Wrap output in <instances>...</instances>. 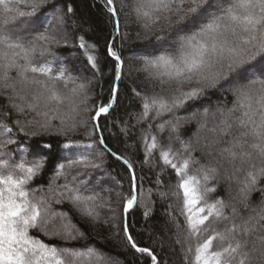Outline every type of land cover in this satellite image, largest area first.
Returning a JSON list of instances; mask_svg holds the SVG:
<instances>
[{"label": "snow or ice", "instance_id": "obj_1", "mask_svg": "<svg viewBox=\"0 0 264 264\" xmlns=\"http://www.w3.org/2000/svg\"><path fill=\"white\" fill-rule=\"evenodd\" d=\"M21 3L29 11H21L15 6ZM47 3L48 0H0L4 13L0 17V95H6L9 105L18 113L24 114L27 110L42 117L24 123L20 128L22 132L32 126L37 129L36 132H25V135L47 132L52 127L51 120L57 118L50 117L49 113H59L62 105H68L74 114L59 117L61 125H64L62 131L75 130V115L79 114L77 100L85 88L83 84H75L68 93H63L55 82L61 81L67 87L71 77H66L62 69L54 74L51 62L34 63L37 54L44 56L51 52L52 44L59 43L55 35L45 30L38 32L33 39L25 40L14 37L7 30L11 19L8 14L33 17ZM107 3L112 5L113 0H107ZM68 11H72L70 6ZM109 11L113 16L117 15L115 7H110ZM133 11L146 31H152L161 20L165 22L164 26L157 31L180 29L174 52L166 50L143 58L145 70H155L157 78L167 77L166 81L161 79L162 84L175 82L177 87L170 99L162 96L146 98L142 118H148L153 108L155 118H160L198 99L208 90H226L233 97L231 107L218 106L211 112L204 108L202 112H192L188 117L164 121L158 127L163 130L167 125L172 132H176L181 119L185 122L196 119L198 129L194 136L197 144L200 143L201 131L207 130L212 134L213 138L204 144L208 155H212L215 145L223 143L225 146L218 149L219 155L233 164L236 171L241 170L235 165L237 160L241 166L249 165L255 169L247 172L244 186L240 189L243 197L240 203L248 214L241 215L235 206H231L232 215L229 216L225 214L227 205L222 200L208 203L198 187L200 180L189 175L190 166L198 163L191 155L195 150L192 141H184L178 135L175 137L182 151L187 153L179 161L171 144L166 149L161 148L160 158L180 177L178 187L183 190L182 214L185 215L187 228L185 243L192 238L197 239L193 264H264V200L257 206L248 203L249 193L264 178V0H134ZM80 47H85L83 38ZM109 55L118 61L119 79L120 57L111 47ZM88 59L95 67L94 57L90 55ZM13 72L15 75H12ZM192 83L196 86L184 90L186 84ZM109 107L111 105L99 107L92 119L106 114ZM16 123L20 125L19 120ZM85 123L84 120L79 121L81 125ZM0 129L5 134L12 132V128L2 121ZM103 142L101 138L100 143ZM13 143L15 141L11 136L0 138V150ZM145 144L150 153L157 148L156 137H151V143L146 139ZM64 146L70 147V144ZM68 163L87 166L90 158L80 156ZM42 167V158L34 159L27 165L23 160L10 163L9 159H0V264H84L85 260L88 264H108L106 258L92 248L86 251L58 249L29 234L34 228L49 234L47 225L56 215L49 212L50 198H67L84 215L91 218L98 216L92 204L94 198L68 184L63 185L65 191H57L50 185L49 197L42 195L36 198L34 194L38 190H30L26 185ZM64 167L59 165L57 175L63 174ZM17 171L22 175H17ZM197 171L207 182L215 177L217 168L201 165ZM135 179L133 175V194L127 198L125 212L137 200ZM208 191L213 189L205 187L204 192ZM60 202L61 199H56V203ZM59 215L63 220L64 214ZM210 221L228 223L220 230ZM52 234L66 240L77 238L68 224H62ZM127 239L132 248L146 253L156 264L157 258L150 249L138 247L130 235ZM180 242L177 240V243ZM214 242L217 244L214 245ZM186 251L193 252L191 244H187Z\"/></svg>", "mask_w": 264, "mask_h": 264}, {"label": "trees", "instance_id": "obj_2", "mask_svg": "<svg viewBox=\"0 0 264 264\" xmlns=\"http://www.w3.org/2000/svg\"><path fill=\"white\" fill-rule=\"evenodd\" d=\"M22 5L21 3L15 6L21 11H29ZM133 5L134 0H113L112 5H109L107 0H55V5L44 10L46 4L40 12L38 11L39 16L44 19L41 23H44L43 25L37 23V27L41 29L39 32L47 30L58 38L59 43L51 45L50 53L44 56L37 54L34 63L51 62L52 68L60 63L70 64L73 67L70 73H75L80 67L79 72L94 78L95 83L79 81V78L73 79L71 75V80L75 83L70 81L67 87L61 81H56L57 88L63 93H68L75 84L85 86L77 100V127L75 130L62 131L64 125H61L59 117L74 115L68 105H62L59 113H49L50 117H57L51 120L52 127L38 135H25V132H36L35 126L25 128L24 132L20 131V128L27 120L42 117H37L35 113L27 110L24 114L18 113L11 108L6 95H0V121L12 128V132L7 134L0 129V138L11 136L15 141L0 150V159H9L10 163L23 160L26 165L34 159H43V167L26 185L30 190H38L34 194L36 198L42 195L49 197L50 185L57 191H65V184L79 188L84 195L94 198L92 204L98 213L96 218L84 215L67 198H50L49 212L56 215L47 225L49 234L45 235L40 228L30 229L29 232L39 241L58 249L86 251L92 248L102 254L108 264H153L150 256L131 247L127 239L130 235L138 247L152 251L157 258L156 264H193L197 239L192 238L185 243L187 228L185 215L182 214L183 190L178 187L180 177L160 158L161 148L166 149L171 144L179 161L187 153L182 151V146L175 137L178 135L184 141L191 140L195 148L191 155L198 163L190 166L189 175L200 180L198 187L208 203L222 200L227 205L225 214L229 216L232 215L231 206H235L241 215L248 214L240 203L243 199L240 189L244 186L247 172L255 169L249 165L241 166L237 160L235 165L241 170L236 171L233 164L219 155L218 149L225 146L223 143L215 145L212 155H208L204 144L213 137L207 130L201 131L200 143H196V119L188 122L181 119L176 132H172L167 125L163 130L158 127L164 121L188 117L192 112H202L204 108L211 112L218 106L231 107L233 97L226 90H208L198 99L189 101L183 107L165 113L160 118H155L153 108L148 118H142L146 98L162 96L170 99L177 87L175 82L162 84L161 79L166 81L167 77L157 78L155 70H145L143 58L158 55L166 50L174 52L180 29L157 31L156 29L164 26L165 22L161 20L152 31H146L142 22L137 19ZM58 6L66 17L65 27L70 38L60 35V31L57 33L51 28H44L46 24L48 27L52 26L51 19L57 14ZM69 6L71 12L68 11ZM110 7H115L116 16L109 11ZM0 9L3 7L0 6ZM8 15L11 17L7 25L10 32L17 29L23 33L24 27L29 28L31 17H20L15 13ZM34 37L29 38L26 35L23 38L27 40ZM81 38L85 46L87 45L88 52L84 50L85 47H80ZM109 47L120 57L119 79L118 61L109 55ZM90 55L95 59V67L88 59ZM72 62L76 66L72 65ZM56 72L58 71L53 68V73ZM195 86L194 83L186 84L184 90ZM108 105H111L109 112L101 114L98 122L92 119L99 107ZM17 120L20 121L19 126ZM81 120L86 123L79 124ZM211 126L212 120L209 117V127ZM152 136L156 137L157 148L149 153L145 140L151 143ZM101 138L104 141L102 144ZM65 144H70V147H65ZM80 156H88L90 163L87 166L68 163L69 160ZM256 163L259 167V162ZM61 164L65 166L63 174L57 175ZM201 165L217 168L215 177L205 182L202 174L197 171ZM16 174L22 175L19 171ZM133 175L136 178L137 203L125 212L127 198L133 194ZM205 187L213 191L204 192ZM56 199H61V202L56 203ZM262 200L264 178H261L255 190L249 193L248 203L250 206H257ZM61 213L64 214L63 220L59 215ZM210 223L215 224L214 221ZM227 223L224 221L215 226L222 230ZM62 224H68L72 232L77 234L75 240H66L52 234L54 230L60 229ZM79 233L83 235H78ZM177 240L181 242L177 243ZM187 244L192 245V253L186 251ZM215 244L217 242H214ZM84 264H88V261L85 260Z\"/></svg>", "mask_w": 264, "mask_h": 264}, {"label": "rangeland", "instance_id": "obj_3", "mask_svg": "<svg viewBox=\"0 0 264 264\" xmlns=\"http://www.w3.org/2000/svg\"><path fill=\"white\" fill-rule=\"evenodd\" d=\"M53 5H55V0H48L47 7H44V8L42 7V8L44 10H47L49 6H53ZM22 6H24V5H22ZM20 8H22V7H20ZM61 10H62L61 7L58 6L57 14L55 13L54 17L51 19V23L50 24L52 26L48 27L47 24H46V26H44V28H51L52 31L57 32V33L60 31L61 32L60 35L68 36L70 38V34H69V32L67 31V29L65 27V24H66L65 19H66V17L63 15V11H61ZM3 15H4L3 9H0V17H2ZM39 15H40V13L37 12L35 16L31 17L32 20H29V24H28L29 28H27V27L25 28L24 27L23 29H25V30H23V33H21L17 29H12V32H10V30H8V29L7 30L10 33H12L14 36L25 37L27 35V37H29V38L30 37H34L35 33H38L39 31H41V29L39 30V28L37 27V23L41 24L44 21L43 16H39ZM57 17H61L62 19H57ZM28 18H30V17H28ZM43 24H41V25H43ZM21 30H22V28H21ZM77 42H78V40H77ZM77 42L75 41L76 44H77ZM84 50H86L87 52L89 51L87 45L85 46ZM87 55H89V54H87ZM142 56H144V55H142ZM72 63H73L72 65H75L74 62H72ZM53 68H55L57 71L62 69L64 71V74H65L66 77H68V76L70 77V75H71L73 77V79L75 77L76 79L79 78V79H77L79 81H84L85 80L87 82H92L93 84L95 83V79L94 78H92L90 76H87L85 73L83 74V73L79 72L80 71V67L77 69V71L75 73L73 71L70 73V71L73 69V67L70 64H67V65L62 64L61 65V63H60L58 65H53ZM94 71L95 70H93V72Z\"/></svg>", "mask_w": 264, "mask_h": 264}, {"label": "water", "instance_id": "obj_4", "mask_svg": "<svg viewBox=\"0 0 264 264\" xmlns=\"http://www.w3.org/2000/svg\"><path fill=\"white\" fill-rule=\"evenodd\" d=\"M109 109H110V107H109ZM109 109H108V112H109ZM95 120L98 122V119H95ZM135 182H136V179H135ZM135 194L137 196V191L135 192ZM136 203H137V201L133 204V206L130 209H132L136 205ZM130 209H128V210H130Z\"/></svg>", "mask_w": 264, "mask_h": 264}]
</instances>
